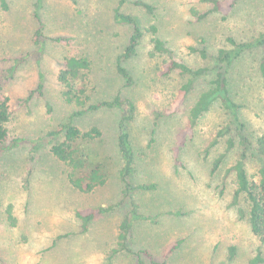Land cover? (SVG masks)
<instances>
[{
    "label": "rangeland",
    "instance_id": "obj_1",
    "mask_svg": "<svg viewBox=\"0 0 264 264\" xmlns=\"http://www.w3.org/2000/svg\"><path fill=\"white\" fill-rule=\"evenodd\" d=\"M6 1L7 9L0 5V85L10 104L9 142H18L0 153V264H135L132 255L111 253L122 210L98 218L88 232L81 230L74 214L78 208L97 207L119 197L116 137L125 108L99 109L75 120L82 130L95 125L101 131L93 149L81 145L99 153L96 159L104 162L107 173L106 185L94 193L73 188L67 167L49 152L46 133L59 128L76 110L62 96L57 81L64 58L70 55L90 60L86 89L91 102L121 92L135 105L129 126L135 151L133 180L157 186L135 194L140 212L153 220L135 224L133 247L147 248L159 260L167 255L169 264H249L257 252L264 255V245L251 231L245 198L232 203L236 181L228 169L240 148L225 152L226 138L216 139L229 117L215 104L187 128L190 109L212 85L214 72L195 80L178 103V90L189 76L177 70L166 73L164 68L170 58L194 68L211 66L190 47L204 44L212 55L230 47L227 37L249 41L264 33V0H238L225 19L215 11L202 18L194 15L192 10H211L203 0H141L154 6L153 14L130 0L122 10L137 16L143 26L157 25L168 51L151 56L150 34L145 33L136 55L125 61L133 77L125 87L115 65L131 26L114 21L118 0H41L46 35L67 38L47 40L42 49L31 39L37 27L36 0ZM262 56L264 47L245 52L228 74L250 135L264 130V91L258 71ZM39 72L43 88L31 94ZM180 135L183 146L177 144ZM224 152L220 168L211 173L214 159ZM245 165L256 179L259 162L248 159ZM9 204L14 225L6 217ZM177 240L180 245L169 253L168 246ZM230 247H234L232 259Z\"/></svg>",
    "mask_w": 264,
    "mask_h": 264
},
{
    "label": "trees",
    "instance_id": "obj_2",
    "mask_svg": "<svg viewBox=\"0 0 264 264\" xmlns=\"http://www.w3.org/2000/svg\"><path fill=\"white\" fill-rule=\"evenodd\" d=\"M130 0H118L114 10L113 19L117 23L128 24L131 26V32L123 52L116 59L117 74L124 81V87L130 86L133 77L125 65V61L136 55L142 38L145 33L150 34L151 51L149 54L167 52L166 43L159 36L157 25H141L137 16L122 10V6ZM211 5V10L199 13L192 10L194 15L202 18L208 12H218L222 18H226L234 8L238 0H203ZM41 0L34 3L33 14L37 20V27L32 34V43L34 46L42 49L47 40L52 42H66V37L47 36L44 25L39 13ZM134 4L141 6L149 14H153L154 6L143 1H133ZM1 7L5 10L8 7L6 0H0ZM204 43V39H200ZM230 45L228 48H219L215 54L209 55L206 46L190 47V50L199 54L200 58L211 61V66L191 67L187 63L170 58L165 64V72L168 73L177 70L180 73L187 74L189 78L181 85L178 90V103L183 102L194 86L195 80L206 76L210 71L214 72L212 85L203 91L195 104L191 107L188 116V126L191 127L197 119L213 105L219 104L223 113L227 115L228 121L216 134V139L226 138L225 152L234 146L240 148L236 162L228 169L234 172L236 188L232 196V203L237 204L239 198L243 195L248 204V220L252 233L258 238L259 243L264 245V130L255 135L249 134V128L246 122L240 116L241 106L235 102L232 96V90L229 85L228 74L233 65L237 64L240 57L252 49L264 47V33L249 41H236L233 37H227ZM90 69V60L85 56H66L62 67L57 74V81L62 87V96L72 105L74 110L68 117V120L59 128L48 131L46 136L49 138V152L60 163L68 169V181L73 188L80 193L92 194L102 188L107 183V173L104 172V162L97 160L99 153L92 150L94 140L101 135L99 127L93 125L87 130L80 129L75 120L85 114L104 108H125V113L117 125L116 149L119 157L118 180L120 183L119 197L115 201L101 204L97 207L78 208L75 210V217L79 220L81 230L88 232L90 225L98 218H103L112 212L123 211V216L117 226V236L112 254L132 255L135 264H169L164 259H157L147 248L135 249L131 243V235L135 224L139 221L153 220L149 215L140 212L139 204L135 194L139 191H149L156 188V183H136L133 180L135 169V151L131 142L130 123L135 118V105L132 100L116 92L108 99L97 102H91L86 89V75ZM259 76L262 89L264 91V56L261 57L258 64ZM38 83L31 94L37 90L41 92L43 88V74L39 72ZM0 85V153L8 147L15 145L18 140L13 139L9 142L8 122L10 119L9 98L1 90ZM264 103V97H263ZM176 106H178L176 104ZM184 135L178 138V146L185 143ZM216 141H214L215 143ZM87 144L92 149L81 146ZM176 153L178 148H175ZM221 153L214 159L211 166V173L220 168L226 153ZM177 155V154H176ZM255 159L260 166L257 171L258 177H251L246 170V161ZM175 161H178L175 157ZM240 210V209H239ZM6 217L10 225H14L16 218L12 211V205L6 207ZM177 240L168 246V252H172L180 245ZM234 255V247L229 248V259ZM264 263V255L257 252L249 261V264Z\"/></svg>",
    "mask_w": 264,
    "mask_h": 264
}]
</instances>
